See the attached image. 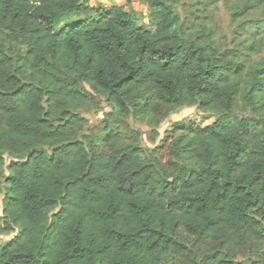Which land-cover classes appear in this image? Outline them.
<instances>
[{
  "label": "trees",
  "instance_id": "1",
  "mask_svg": "<svg viewBox=\"0 0 264 264\" xmlns=\"http://www.w3.org/2000/svg\"><path fill=\"white\" fill-rule=\"evenodd\" d=\"M88 1L0 0V264H264V61L192 28L211 0H142L154 30L132 0ZM186 107L216 121L176 125L157 155L122 143L127 120Z\"/></svg>",
  "mask_w": 264,
  "mask_h": 264
},
{
  "label": "rangeland",
  "instance_id": "2",
  "mask_svg": "<svg viewBox=\"0 0 264 264\" xmlns=\"http://www.w3.org/2000/svg\"><path fill=\"white\" fill-rule=\"evenodd\" d=\"M94 2V0H92ZM89 4L96 5L104 3V0H96ZM133 3L130 11L134 14L137 23L143 25L149 30H154V21L152 18V11L148 8L142 0H132ZM253 4L250 8L244 9L240 5L239 0H211V4L202 12L200 21H195L196 24L193 29H198L199 23H202L204 28L213 31L212 40L216 47H219L222 52L228 55L237 52L244 62L247 63H261L264 61V43L261 53L252 55L247 52L246 45L251 39H258L264 36V0H252ZM108 3V1H107ZM122 3L119 0H109L108 4ZM205 15L208 18L205 20ZM80 22V19L75 15H67L58 20L54 27L56 30H63L75 26ZM245 64V63H243ZM248 65V64H245ZM99 107L90 106L85 109L84 117L87 126L91 133H99L104 128L111 124V109L104 102H100ZM216 118L209 114L200 112L196 107L176 108L171 111L169 116L163 123L156 127L150 125L148 121L131 118L122 125L121 132L124 137L122 143L129 144L136 139L139 143L150 153L157 155L156 149L165 148L164 139L168 133L174 130L176 125H186L188 123H196L201 126L213 124ZM163 152L165 150L163 149ZM6 164L1 170L3 177L8 176V165L13 160L6 155ZM4 196H0V219L2 218ZM14 233L10 235H0V246L10 242L14 237Z\"/></svg>",
  "mask_w": 264,
  "mask_h": 264
},
{
  "label": "crops",
  "instance_id": "3",
  "mask_svg": "<svg viewBox=\"0 0 264 264\" xmlns=\"http://www.w3.org/2000/svg\"><path fill=\"white\" fill-rule=\"evenodd\" d=\"M92 1V0H91ZM98 1V0H97ZM100 1V0H99ZM105 2L103 3H101V4H103V5H105V6H112V5H123V4H125V2H126V0H119V1H122V3H118V4H108L109 3V0H104ZM107 1H108V3H107ZM96 2V0H94V2L92 1V3H95ZM96 5H99V4H96Z\"/></svg>",
  "mask_w": 264,
  "mask_h": 264
}]
</instances>
